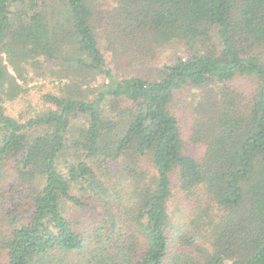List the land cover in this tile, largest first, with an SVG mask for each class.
Segmentation results:
<instances>
[{"label":"trees","instance_id":"trees-1","mask_svg":"<svg viewBox=\"0 0 264 264\" xmlns=\"http://www.w3.org/2000/svg\"><path fill=\"white\" fill-rule=\"evenodd\" d=\"M57 61L103 82L8 116ZM0 264H264V0H0Z\"/></svg>","mask_w":264,"mask_h":264},{"label":"rangeland","instance_id":"rangeland-1","mask_svg":"<svg viewBox=\"0 0 264 264\" xmlns=\"http://www.w3.org/2000/svg\"><path fill=\"white\" fill-rule=\"evenodd\" d=\"M110 3V2H108ZM188 49V47H187ZM107 62V67L113 71L120 78H126L132 74L143 78H151V74L155 69H160L164 65H170L175 62L178 57L185 56V47L182 44L168 45L163 48H143L134 56H120L113 53V51H103ZM65 64L59 62L45 64L42 73L31 74L29 83L30 91L23 95L20 99L5 104L6 113L8 116L19 119L24 115V118H29L30 114L47 109L50 104H46L44 97L46 95L59 96L62 93L64 84H79L81 88L87 89L89 87H96L101 84L102 78L97 75L88 77L85 81L82 75L76 74L72 70H66ZM65 71L66 74H63ZM72 71V72H71ZM43 74V75H41ZM153 76V75H152ZM71 78L72 82H68L65 78ZM66 82V83H65ZM236 87L240 90L249 91L252 84L247 79L238 80ZM194 90L182 91L177 97V107L179 109V118L183 129V136L187 142L191 135L190 125L192 121L190 102H192ZM29 114V115H27ZM196 146H189L191 151L198 153V150H193Z\"/></svg>","mask_w":264,"mask_h":264}]
</instances>
